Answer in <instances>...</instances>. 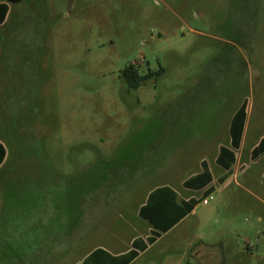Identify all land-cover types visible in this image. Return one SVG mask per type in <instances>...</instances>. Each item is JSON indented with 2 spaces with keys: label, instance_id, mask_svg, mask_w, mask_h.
Returning a JSON list of instances; mask_svg holds the SVG:
<instances>
[{
  "label": "rangeland",
  "instance_id": "1",
  "mask_svg": "<svg viewBox=\"0 0 264 264\" xmlns=\"http://www.w3.org/2000/svg\"><path fill=\"white\" fill-rule=\"evenodd\" d=\"M128 66L152 75L129 88ZM243 100L252 140L264 134V0L9 3L0 243L14 244L8 224L20 220L24 194L48 192L51 223L58 237L66 232L59 259L74 263L103 243L123 248L146 233L135 209L148 191L199 196L181 184L206 160L208 204L130 264H264V152L250 159L247 140L228 181L216 182L217 148Z\"/></svg>",
  "mask_w": 264,
  "mask_h": 264
},
{
  "label": "crops",
  "instance_id": "2",
  "mask_svg": "<svg viewBox=\"0 0 264 264\" xmlns=\"http://www.w3.org/2000/svg\"><path fill=\"white\" fill-rule=\"evenodd\" d=\"M8 17H9V5H8L7 14L5 15L4 20L0 23V26H3L5 24ZM245 112H246V115H245L242 133H241V137L239 141V146L237 149H234V152H235L234 162H236L238 158L237 151L244 149V146L247 140H250V147L247 149L249 150L247 152L250 153L251 149L260 141L261 138L264 137V134H261L259 132L252 140L248 139V137L250 138L248 134L249 133L248 131V128H249L248 107H246ZM222 146L231 148V139H230L229 133H228V137H227L225 144L218 145L217 152L214 158L215 163H216V157L218 155L219 149ZM239 157H241V155ZM249 158H250V155H249ZM4 161H2V163ZM204 161L206 162V160ZM206 166L208 168V171L210 172L207 162H206ZM200 167H201V164H200ZM201 171H202V167L200 168L199 171H197L196 173H193L190 177L200 173ZM232 172L230 170V173L225 174L226 170L223 169V172L216 178V182L221 183V184L226 183L230 175L232 174ZM224 175H226V178L222 182H219L218 179ZM181 187H184L191 191H196V190L200 191L199 196H194L193 194L191 195L187 192L185 193L179 192L180 195H179V199L177 198L178 200H188L189 198H193L198 201L193 207V209L191 210L190 213H192L194 212L197 204L199 202L204 204L202 200L206 199L207 198L206 196H208L214 190L213 176L210 172L209 183L201 188H198L197 186L186 187L183 185V182L181 184ZM173 190L175 191V189ZM175 193L177 195L176 191ZM147 194L145 195V199H146ZM52 196L53 195L48 192L46 193L45 192H26V194H24V201L21 203V205H18L19 207L18 212L20 215V220H18V222L13 223V225L8 224V226H11L12 230H15L12 233V240L14 241V244H11L10 246H8L6 243H3V244L0 243L1 244L0 245V264H77V263H80L86 255H88L91 251H93L96 248H101L111 255H120V254H124L128 252L130 249L133 248L132 247L133 241H136L138 247L144 246V244H146L145 242L146 237L149 236L152 232L156 231L155 229L150 227V225L144 220L148 224L146 227V233L143 235L138 234V235L131 236V238L126 242L123 248H117L113 246L111 243L98 244V245L93 246L88 252H86V254L83 255V257L78 259L76 262L73 263V260L71 261L69 260V262L68 261L65 262L66 260H63L62 258L59 259V255L60 256L67 255L68 251L62 249L61 254H59V246L64 244L63 243L64 240H62V237L66 235V232L63 231L61 235H59L60 237H58L57 232L51 223V219H52L51 218V215H52L51 204L54 202L51 199ZM83 196H84V193H83ZM145 199L142 200V202L136 207L135 209L136 212L138 211L139 206L145 202ZM205 204H208V202H206ZM185 217H183L180 221H178L172 228L177 226V224H179ZM148 246L149 245H146L144 250H146ZM135 250L137 252V256L131 262H133L139 256V254L144 251V250L140 251L138 249H135Z\"/></svg>",
  "mask_w": 264,
  "mask_h": 264
},
{
  "label": "trees",
  "instance_id": "3",
  "mask_svg": "<svg viewBox=\"0 0 264 264\" xmlns=\"http://www.w3.org/2000/svg\"><path fill=\"white\" fill-rule=\"evenodd\" d=\"M21 0H5L0 2V23L4 20L8 11L9 3L18 2ZM152 72L144 75H139L136 70L128 66L122 70V76L129 88H136L144 80L148 79ZM246 101L243 100L241 104L233 112L228 126V133L231 139V148L220 147L216 157V163L230 173L231 167L235 161L234 149L239 146V141L242 133V128L246 115ZM264 152V137L251 149L250 158L255 159ZM6 157V151L3 144L0 142V165ZM202 171L183 181L186 187L197 186L201 188L209 183L210 172L206 166V162H201ZM226 175L218 179L222 182ZM211 191V190H209ZM198 201L193 198L188 200H178L175 191L167 185H158L148 191L145 202L138 208L137 214L140 218L145 220L150 227L156 231L152 232L146 237L145 242L151 244L155 241V237L159 236L160 232H167L178 221L191 212ZM132 249L120 255H111L101 248H96L86 255L80 263L77 264H128L136 256L135 249L144 250L146 244L138 247L136 241L132 242Z\"/></svg>",
  "mask_w": 264,
  "mask_h": 264
},
{
  "label": "built area",
  "instance_id": "4",
  "mask_svg": "<svg viewBox=\"0 0 264 264\" xmlns=\"http://www.w3.org/2000/svg\"><path fill=\"white\" fill-rule=\"evenodd\" d=\"M202 202L205 204V203L207 202V200H206V199H204V200H202Z\"/></svg>",
  "mask_w": 264,
  "mask_h": 264
},
{
  "label": "water",
  "instance_id": "5",
  "mask_svg": "<svg viewBox=\"0 0 264 264\" xmlns=\"http://www.w3.org/2000/svg\"><path fill=\"white\" fill-rule=\"evenodd\" d=\"M70 11V4H68V12Z\"/></svg>",
  "mask_w": 264,
  "mask_h": 264
}]
</instances>
